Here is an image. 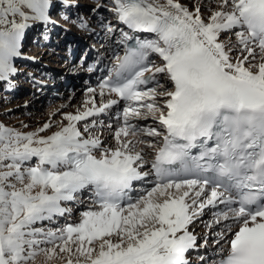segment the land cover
<instances>
[{
    "label": "snow or ice",
    "instance_id": "1",
    "mask_svg": "<svg viewBox=\"0 0 264 264\" xmlns=\"http://www.w3.org/2000/svg\"><path fill=\"white\" fill-rule=\"evenodd\" d=\"M189 3L112 0L124 54L81 107L50 135L0 123V264H191L198 221L212 264H264V0ZM76 6L0 0V82Z\"/></svg>",
    "mask_w": 264,
    "mask_h": 264
},
{
    "label": "bare ground",
    "instance_id": "2",
    "mask_svg": "<svg viewBox=\"0 0 264 264\" xmlns=\"http://www.w3.org/2000/svg\"><path fill=\"white\" fill-rule=\"evenodd\" d=\"M181 3L187 4L191 7L189 0H181ZM76 4L77 6L75 7V10L77 9L79 12H82L81 16L79 14L77 17H74L73 28L71 27L69 30L67 29L61 40H57L56 42L48 45L35 43V46L32 45V48L30 47V52L25 54L22 51L23 56L15 62L19 72L12 78V82L21 77L26 79V83L30 84V92L26 96L20 98L18 93H22L24 91L23 89H18L16 94L13 95L11 93L12 88H7L4 92L0 91V99L5 98L3 103H0L1 107H3V110H0L2 112L0 115V123L25 132L33 131L38 127H41L44 123H51L53 127L48 132L42 133V135H50L53 131L58 130V127L55 126L59 121H61L58 118H51L50 115L56 113L60 109L61 111L68 109L74 113L77 108L81 107V103L85 99L88 88L96 87L86 84L84 80L81 79V75L86 73L84 66L81 65L83 58L81 57L80 60L78 59L76 63L69 60L72 55L70 53L72 51L70 42H80V44L83 42V40H81L76 34L75 29H78L84 34H88L92 38H96L97 36H100L99 32L103 31L104 26L100 25V18L97 17L96 14L91 15V13H89L88 16L85 15L84 12L88 13L90 10L84 6L82 0H76ZM82 22H86L88 27L82 28L80 26ZM107 24H112L117 28L120 27L115 20V17L110 18ZM118 39L119 31L111 35L107 34L105 31L104 42L94 44L97 47L92 51L94 54H98L97 61L101 57L106 60L109 55L119 53V51H117L118 46L115 41H118ZM28 55H30V57H28ZM27 64L29 69L25 70ZM20 66L22 67L20 68ZM71 67L73 70L70 71L69 69H71ZM75 68L77 69L75 70ZM67 81L75 82V85L71 90L64 85ZM52 85L53 87H57L58 90L55 92L53 98L51 97V99H49V96L53 92V87H51ZM18 99H22L23 104L18 102ZM97 101H99V97H97ZM47 103H49V105L45 108V111L47 116L50 118H44L45 114H43L42 111L44 109L42 106L44 107ZM120 108H122V105ZM118 110L119 109L114 106L113 109L109 111L107 116L102 114L99 119L106 121V124L114 122L115 112ZM140 123L151 124L152 121H141ZM24 125H27V127L25 128ZM107 134L108 132L105 130V135ZM86 196L87 194H85L84 198H87ZM79 208L83 209V206H80ZM80 209L77 208L76 211ZM76 213L77 212H74V214ZM74 217H76V215H74ZM204 256L210 260L216 256V253L215 251H212Z\"/></svg>",
    "mask_w": 264,
    "mask_h": 264
},
{
    "label": "rangeland",
    "instance_id": "3",
    "mask_svg": "<svg viewBox=\"0 0 264 264\" xmlns=\"http://www.w3.org/2000/svg\"><path fill=\"white\" fill-rule=\"evenodd\" d=\"M86 2H88V4H89V6L86 4ZM82 3L84 4V6H86L87 8H90L89 10L90 11H92V13H91V15L92 14H96L97 15V17H99L100 18V25H102V26H104V25H106L108 22H104V21H102V17H103V14H104V16L106 17V18H104V19H108V17L110 16V11H108V7H111V6H108L109 5V0H85V2L82 0ZM97 3H99V4H102L103 5V3H104V5L105 6H103V7H100V8H97L96 7V5H97ZM108 6V7H107ZM93 9H95V11L93 10ZM106 12V13H105ZM88 16V15H87ZM75 30H78V29H75ZM74 30V31H75ZM79 31V30H78ZM103 31H104V33H105V29H104V27H103ZM76 34L78 35V32L76 31ZM87 36H89L88 34H86ZM89 37H91V36H89ZM104 37V36H103ZM92 38V37H91ZM82 40V39H81ZM27 52H25V54H26ZM72 68V67H71ZM72 70H73V68H72ZM0 89H1V85H0ZM1 91V90H0ZM30 92V91H29ZM27 94H25V95H23V96H20V98H22V97H24V96H26ZM3 98H1L0 99V103H3V100H2ZM5 100V99H4ZM15 102H17V101H15ZM18 102H20V103H22L23 102V100L22 99H18ZM19 103V104H20ZM51 103H53V102H51ZM23 104V103H22ZM48 105H49V103H47V104H45L44 105V107L42 106V108H44L42 111H43V114H45L44 115V118H47L48 116H47V113H46V111H45V108L46 107H48ZM3 107H1L0 106V110L2 111L3 109H2ZM74 109V108H73ZM0 111V115L2 114V112ZM66 112H72L71 110H62L61 111V109L60 110H58L56 113H55V115H50V117L52 118V117H54V119H59V120H62V117H63V114L64 113H66ZM24 115V114H23ZM50 117H48V118H50ZM60 122V121H59ZM59 122L56 124V126L55 127H58V124H59ZM54 127V128H55ZM80 212V211H79ZM77 216V215H76ZM199 223H201V222H199ZM203 230H204V228L203 229H201V230H199V232H203ZM209 236L210 237H213V235L211 234V232L209 233ZM202 240L203 239H198V243H202ZM210 243V242H209ZM211 243H213V241H211ZM214 245V244H213ZM216 246V248H217V245H215ZM214 249L215 248H213L212 246H208L207 247V249L206 250H204L203 251V255H207V254H209L210 252H212V251H214ZM201 254V255H202ZM195 256V255H194Z\"/></svg>",
    "mask_w": 264,
    "mask_h": 264
}]
</instances>
